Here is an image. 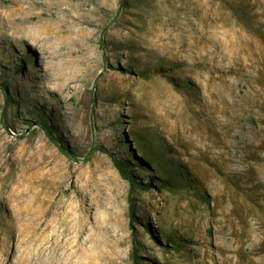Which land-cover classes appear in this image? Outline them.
<instances>
[{
    "label": "rangeland",
    "instance_id": "obj_1",
    "mask_svg": "<svg viewBox=\"0 0 264 264\" xmlns=\"http://www.w3.org/2000/svg\"><path fill=\"white\" fill-rule=\"evenodd\" d=\"M6 79L0 264H132L133 246L142 264H264V0H0ZM135 136L183 184L135 164L153 184L132 231L129 184L94 148L135 161Z\"/></svg>",
    "mask_w": 264,
    "mask_h": 264
},
{
    "label": "trees",
    "instance_id": "obj_2",
    "mask_svg": "<svg viewBox=\"0 0 264 264\" xmlns=\"http://www.w3.org/2000/svg\"><path fill=\"white\" fill-rule=\"evenodd\" d=\"M17 62L12 63V72L13 74L16 72H21L24 70V62L25 58L24 57H19V59L16 60ZM0 86L3 88V91L5 93V98H4V107L10 106L11 104H15L16 100L13 98V91H9V86H8V79L6 80H1ZM5 112L6 109H3V116H2V121L3 124L6 128H8L6 124V117H5ZM26 112H28V115L33 116L36 114L37 116V125L44 130V132L47 134L48 138L58 146L60 151L66 155L67 157L73 156V152L68 149V147L63 143L62 136L60 133H58L56 125H53L51 122V118L47 117L45 112L40 110L37 106L35 108H27ZM16 116V113L14 114ZM27 123H31V120H27ZM133 144L135 145L134 148L136 149V152L138 153V157L134 154V151L129 148L131 151V156L135 161L129 160V159H124V158H117L115 157L111 152H109L107 149L102 147L101 145H97L94 149L95 150H100L102 152L108 153L113 161L114 166L117 168L120 176L125 179L128 184H129V189H128V207H129V217H130V227L131 230L133 231V222L136 220L135 216V204H134V198L132 196V193L137 189V188H144V189H150L152 187V181H147L145 183L137 180L135 176L133 175V170H134V165L136 164L138 167L141 169H148L150 164L153 166L155 170V175L153 178L159 181V186L161 187H169V188H176V186L183 184L178 183L175 181L179 176H183L181 173V168L179 167H174L170 165L169 167L165 164L167 163L164 158H160L159 151H152L149 149L148 146L142 143V140L140 138H137L135 136V139H133ZM159 187V188H161ZM158 188V186H157ZM135 241L133 242V244ZM135 245V244H134ZM179 246V245H176ZM132 264H142L139 261V255H138V250L135 246H133V252H132Z\"/></svg>",
    "mask_w": 264,
    "mask_h": 264
}]
</instances>
